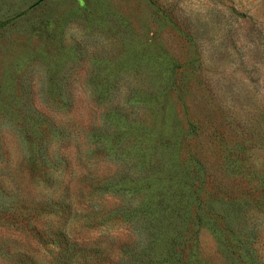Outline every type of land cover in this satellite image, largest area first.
Here are the masks:
<instances>
[{
  "label": "rangeland",
  "instance_id": "rangeland-1",
  "mask_svg": "<svg viewBox=\"0 0 264 264\" xmlns=\"http://www.w3.org/2000/svg\"><path fill=\"white\" fill-rule=\"evenodd\" d=\"M0 264H264V0H0Z\"/></svg>",
  "mask_w": 264,
  "mask_h": 264
}]
</instances>
